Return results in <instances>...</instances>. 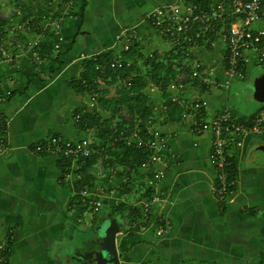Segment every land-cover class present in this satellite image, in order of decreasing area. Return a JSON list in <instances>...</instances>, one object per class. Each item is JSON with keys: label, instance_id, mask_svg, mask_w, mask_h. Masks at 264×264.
Instances as JSON below:
<instances>
[{"label": "crops", "instance_id": "crops-1", "mask_svg": "<svg viewBox=\"0 0 264 264\" xmlns=\"http://www.w3.org/2000/svg\"><path fill=\"white\" fill-rule=\"evenodd\" d=\"M175 2L73 0L70 13L62 17L63 41L57 49L53 48L55 40L49 31L42 30L49 8L29 9V18L37 20L29 19L18 30L20 45L14 49V62L0 64V115L6 120L0 134L6 144L0 152V242L10 247L7 264H93L92 260H84L89 259L85 254L93 250L94 242L86 245V253L72 251L78 245L80 230L98 228L100 232L113 220L119 230L115 246L121 264H264V158H259L264 138L247 135L242 146L231 148L235 191L220 203L212 193L215 171L208 161L211 134L195 135L180 117L169 119L161 89L151 78L155 74L148 65L152 55L166 60L177 52L144 16ZM8 21L2 19L1 23ZM125 28L135 29L139 38L129 52L122 51L118 40ZM34 41L42 44L39 58L32 55ZM104 52L111 53L113 59L123 57L132 62L129 76L142 77L148 103L154 108L149 126L168 137V148L158 164L166 169L160 184L162 201L154 215L167 216L171 226L161 236L151 225L141 229L127 226L136 211L132 203L145 188L149 174L140 166L123 164L119 145L112 149L117 152L111 158L113 163L110 157L103 158L99 146L91 157L77 163L34 151L35 143L51 135L102 141L97 128L103 130L106 121L116 125L128 119L123 103L114 113L105 102L119 99V81L99 79L103 100L99 103L91 99V94L72 86V80L84 72V61ZM226 54L218 36L206 39L193 51L218 81L227 77ZM246 54L249 62L245 72L248 66L264 67L252 51ZM82 55L87 59H81ZM178 60L173 61V68L181 63ZM178 77L180 73L175 79ZM244 78L245 74L242 79L231 78L227 88L208 91L189 80L184 96H205L211 112L229 109L231 84ZM229 110L249 121L255 112L264 111V102L253 111ZM79 111L97 113L99 127L82 130L75 118ZM87 185L102 201L98 212L88 216L79 195Z\"/></svg>", "mask_w": 264, "mask_h": 264}, {"label": "built area", "instance_id": "built-area-1", "mask_svg": "<svg viewBox=\"0 0 264 264\" xmlns=\"http://www.w3.org/2000/svg\"><path fill=\"white\" fill-rule=\"evenodd\" d=\"M48 3H57L61 7L59 10H49V16H46V23L42 27L43 31L48 30L52 35L55 40L53 48L57 49L63 41L62 17L70 12L73 0H52ZM144 19L163 39L173 44L175 52L180 53L186 63L181 66L180 77L170 82L167 90L170 92L171 101L181 107L180 120L189 124L191 133L201 135L208 132L211 134L208 161L215 171L212 193L220 203H223L232 196L236 184V178L230 171L232 164L230 150L232 147L242 146L244 137L247 135L264 138V111L255 112L252 119L247 121L234 116L227 108L211 112L205 96L187 97L184 94L190 87L189 80L203 88L204 91H208L220 86L227 88L231 78L242 79L249 62L247 51H252L258 62L264 66V25H257L264 23V0H176L172 5L148 11ZM5 35L0 25V64L14 62L16 58L14 49L20 45L18 39L5 40ZM214 36L219 37L227 51V77L223 81L215 79L193 55L194 49L200 43ZM118 40L122 51L129 52L139 38L135 29L125 28L120 31ZM6 44L9 47L5 46ZM39 45L38 41L32 44V55L35 58H38L36 48ZM87 57V55H82L81 59L85 60ZM131 65L132 62L123 57L114 58L109 63L112 70ZM96 69L103 72L99 64ZM126 83L129 84V78ZM95 96V94L91 95V99L95 100ZM75 118L78 120L79 114ZM0 122L6 123L1 115ZM147 134L148 138L145 140L140 136V129L136 128L129 133L120 132L118 137L105 144L86 136L72 140L59 135H51L35 143L33 147L37 153L53 154L71 160L73 163L92 156L95 147L98 146L104 152L103 158H109L107 149L114 147L118 141L124 142L127 146L146 147L148 154L140 163V167L146 169L149 175L145 188L140 191V196L135 197L132 203L136 211L127 226L132 229H141L151 225L155 229V234L161 236L169 230L171 222L167 216H155L154 210L162 201L160 184L166 175V169L158 164L162 162L163 151L168 148L169 143L168 137L158 129L149 126ZM5 149L6 144L0 136V152ZM146 191L148 194L143 195ZM79 195L82 204L87 209L86 216L95 214L101 208L102 201L94 196L92 186L87 185L81 188ZM81 220L80 217L79 221ZM7 251H9L8 245L0 242V264H6Z\"/></svg>", "mask_w": 264, "mask_h": 264}, {"label": "trees", "instance_id": "trees-1", "mask_svg": "<svg viewBox=\"0 0 264 264\" xmlns=\"http://www.w3.org/2000/svg\"><path fill=\"white\" fill-rule=\"evenodd\" d=\"M52 1V0H48ZM59 1V0H58ZM61 1H67V0H61ZM70 13V12H69ZM3 23V22H2ZM1 23V24H2ZM42 44H40L36 49L38 52V58L39 51ZM176 58H178L181 63L178 65H175V68L172 67V63ZM113 59L111 53L104 52L101 55H99L96 58H90L84 61V72L82 73L81 77L77 80H72V86L76 91H86L87 93L93 95L95 94L96 102H101L102 96L101 91L99 90V79L106 80V77L109 78L110 83H115L117 81L120 82L118 86V94L119 99L114 98L110 100H105L107 103L108 109H112L114 113H116V107L119 105V103H123L127 111L129 113L128 119H122L120 123L116 125H112L109 121L105 122L104 129L100 130L97 128V134L100 138H103L101 144H105L108 142H111V140L115 137H118L120 135V132L129 133L130 131L139 128L140 129V136L147 140L148 134H147V128L149 127V123L152 121L154 117V108L148 103V94L144 91L145 83L140 75H135L130 77L131 71H133V66L131 67H123L121 69L112 70L109 67L110 61ZM185 61L183 60V57L180 53H177L176 55L169 56V59L163 60L162 57L158 55H152V57L149 59V68L152 73H155L151 76L152 79H154L156 85L161 89V96L164 98V107L166 111V115L171 120H176L180 117L181 114V107L171 101L170 98V92L167 90V86L175 80L177 74L181 71V66ZM100 65L102 67V71L100 72L99 69H96L97 65ZM179 67V68H177ZM164 70V74L160 73L161 70ZM178 69V70H177ZM129 78V84L126 83V80ZM123 81H125L123 83ZM77 114H79L78 118V124L79 127L83 129H87L90 127H93L95 125H98L99 127V117L98 114L93 113H87L86 111H79ZM76 114V115H77ZM75 115V116H76ZM2 125H0V134L2 133L4 129V122H0ZM120 146L121 149H123L122 158L119 159L123 161V164H126L127 166L131 168H136L140 166V163L143 161V159L148 154V149L146 147H136L134 145H125L124 142L118 141L116 143V146ZM98 147H95L97 149ZM100 148V146H99ZM114 147H109L107 149V153L110 157V163H113L111 161V158L114 155H117V152L113 151ZM91 157V156H90ZM231 174L234 175L233 166L231 164L230 166ZM148 191L144 192L143 195H147ZM9 247V246H8ZM10 251V247H9ZM9 251L6 252V258L8 261ZM7 264V262H6Z\"/></svg>", "mask_w": 264, "mask_h": 264}, {"label": "rangeland", "instance_id": "rangeland-1", "mask_svg": "<svg viewBox=\"0 0 264 264\" xmlns=\"http://www.w3.org/2000/svg\"><path fill=\"white\" fill-rule=\"evenodd\" d=\"M48 4V5H47ZM49 8L59 10L61 7L57 3H48V0H0V25L4 29L5 40L19 39L22 30V26L25 27L26 21L29 22L30 8ZM47 6V7H46ZM51 6V7H50ZM23 10V11H22ZM64 12H67L64 10ZM6 19L8 22L1 24V20ZM33 20L34 17H30ZM34 20H37L35 17ZM7 28V29H5ZM264 75V67L262 66H248L245 72V78L243 80H235L231 84L228 107L233 111H253L261 103L264 102V98L259 95V82ZM147 84V83H146ZM128 111L125 110V115ZM259 158H264V149L259 152ZM110 222L105 225L103 231L98 232V228L95 229H82L78 235V245L72 250L74 253L85 252V247L89 242H95L93 248L98 251L97 262L102 264H121L120 253L115 247H104L99 245V241L106 236V231L109 228ZM118 235H116V242ZM88 252V251H86ZM85 252V253H86ZM91 259H85L84 261H90ZM94 262V261H93Z\"/></svg>", "mask_w": 264, "mask_h": 264}, {"label": "water", "instance_id": "water-1", "mask_svg": "<svg viewBox=\"0 0 264 264\" xmlns=\"http://www.w3.org/2000/svg\"><path fill=\"white\" fill-rule=\"evenodd\" d=\"M259 95L262 98H264V75H263L261 81L259 82ZM118 231L119 230H118L117 222L115 220H113L111 222L109 228L106 231V236L103 237L99 241V245L104 246V247H115V236L118 233ZM98 256H99L98 251H95L94 248H93L92 251L88 252V254H85L86 258H89V259L92 260L91 263H93V264H102V262H100V261L97 262Z\"/></svg>", "mask_w": 264, "mask_h": 264}]
</instances>
